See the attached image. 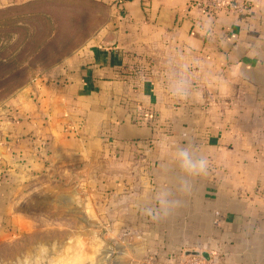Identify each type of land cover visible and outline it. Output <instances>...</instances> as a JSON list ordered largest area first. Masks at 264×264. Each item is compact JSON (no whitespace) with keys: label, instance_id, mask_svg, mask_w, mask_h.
<instances>
[{"label":"crops","instance_id":"1","mask_svg":"<svg viewBox=\"0 0 264 264\" xmlns=\"http://www.w3.org/2000/svg\"><path fill=\"white\" fill-rule=\"evenodd\" d=\"M193 1L104 0L106 23L15 96L0 241L25 223L23 198L55 179L88 226L57 264H171L189 251L264 264V0L242 13ZM182 146L207 159L205 174L184 176ZM165 193L179 206L154 220L144 210Z\"/></svg>","mask_w":264,"mask_h":264},{"label":"rangeland","instance_id":"2","mask_svg":"<svg viewBox=\"0 0 264 264\" xmlns=\"http://www.w3.org/2000/svg\"><path fill=\"white\" fill-rule=\"evenodd\" d=\"M109 9L104 0H0V140L20 119L15 96L85 44L106 23ZM46 181L21 201L26 221L0 241V264H57V249L71 250L73 233L86 231L74 224L83 208H73V188L62 193L55 179ZM77 192L85 202L86 189Z\"/></svg>","mask_w":264,"mask_h":264},{"label":"clouds","instance_id":"3","mask_svg":"<svg viewBox=\"0 0 264 264\" xmlns=\"http://www.w3.org/2000/svg\"><path fill=\"white\" fill-rule=\"evenodd\" d=\"M173 91L174 95H177L179 99L185 98L180 89H174ZM176 154L177 164L185 177H197L207 172V159L197 155L190 147H178ZM188 187L187 179H185V183L181 186V191H187ZM157 203L159 205L157 209L147 208L144 210L145 214L154 220L169 216L179 206L180 202L176 199H169V194L165 193L157 198Z\"/></svg>","mask_w":264,"mask_h":264},{"label":"built area","instance_id":"4","mask_svg":"<svg viewBox=\"0 0 264 264\" xmlns=\"http://www.w3.org/2000/svg\"><path fill=\"white\" fill-rule=\"evenodd\" d=\"M192 5L202 12H232L242 13L248 6L246 0H194ZM171 264H217V261L211 257L209 260L201 256L181 254L179 259Z\"/></svg>","mask_w":264,"mask_h":264},{"label":"water","instance_id":"5","mask_svg":"<svg viewBox=\"0 0 264 264\" xmlns=\"http://www.w3.org/2000/svg\"><path fill=\"white\" fill-rule=\"evenodd\" d=\"M186 254L194 255V256H201L202 258L207 259V260L211 258L206 252H200V251H189Z\"/></svg>","mask_w":264,"mask_h":264},{"label":"trees","instance_id":"6","mask_svg":"<svg viewBox=\"0 0 264 264\" xmlns=\"http://www.w3.org/2000/svg\"><path fill=\"white\" fill-rule=\"evenodd\" d=\"M144 114L142 113V110H140L139 112H138V119H141V117L143 116Z\"/></svg>","mask_w":264,"mask_h":264}]
</instances>
